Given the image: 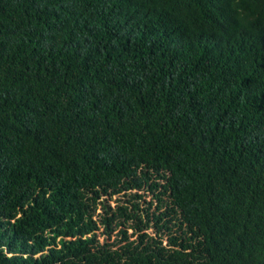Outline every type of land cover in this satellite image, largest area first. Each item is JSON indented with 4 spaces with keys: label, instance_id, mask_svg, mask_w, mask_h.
I'll list each match as a JSON object with an SVG mask.
<instances>
[{
    "label": "trees",
    "instance_id": "16d2710c",
    "mask_svg": "<svg viewBox=\"0 0 264 264\" xmlns=\"http://www.w3.org/2000/svg\"><path fill=\"white\" fill-rule=\"evenodd\" d=\"M0 264H264V0H0Z\"/></svg>",
    "mask_w": 264,
    "mask_h": 264
},
{
    "label": "rangeland",
    "instance_id": "374dc122",
    "mask_svg": "<svg viewBox=\"0 0 264 264\" xmlns=\"http://www.w3.org/2000/svg\"><path fill=\"white\" fill-rule=\"evenodd\" d=\"M161 191V188H157V190L149 191L148 188H143L141 190H128L126 192H122L120 194H113V195H102L99 199V204L96 206V211L94 212L93 218L97 221H100L102 216H104V210L102 208V204H106L110 207L112 211L116 209L117 206L126 205L129 209L131 208L130 202H136L139 205L140 211H144L145 209H148L149 214L155 213L159 214L161 211L165 210L164 205L159 206V201L155 198V194H158ZM136 195V196H135ZM165 200V204L168 201L166 197H162ZM100 202L102 204H100ZM159 208V209H157ZM143 216V214H139ZM143 218V217H142ZM132 222L128 221L125 223L122 227H115L114 231L112 232L109 242L118 240L121 238L119 235L120 229L127 230V234L130 237V239H135L139 234L145 233L148 236H153L154 238L161 237L163 240V244L168 243L169 235L163 231L162 233H157V229H155L154 221L150 220L149 228L143 229L140 232H137V228H133ZM100 226V225H99ZM172 233L170 235H177V227H172ZM103 227L100 226L99 232H98V240L100 243L104 242L106 239V236L102 234Z\"/></svg>",
    "mask_w": 264,
    "mask_h": 264
}]
</instances>
